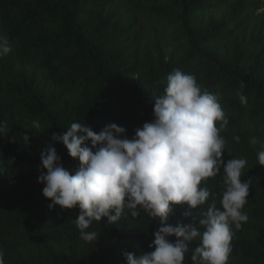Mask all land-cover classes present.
Listing matches in <instances>:
<instances>
[{
    "label": "trees",
    "instance_id": "trees-1",
    "mask_svg": "<svg viewBox=\"0 0 264 264\" xmlns=\"http://www.w3.org/2000/svg\"><path fill=\"white\" fill-rule=\"evenodd\" d=\"M0 34L12 47L0 57L3 264H127L125 252L154 251L149 245L160 221L143 210L132 217L125 209L115 223L93 221L87 231L97 240L85 242L74 222L79 209L49 208L37 167L51 146L74 174L78 160L53 134L75 122L95 133L115 123L126 130L121 138L131 139L153 119L154 98L174 70L219 94L228 120L224 128L216 122L225 140L222 160L247 161L241 179L250 182L242 209L248 220L233 227L227 264H264V166L257 159L264 148V0H0ZM222 172L201 182L208 201L196 209L173 205L167 223H198L220 199ZM198 244L199 238L189 242L183 264H193Z\"/></svg>",
    "mask_w": 264,
    "mask_h": 264
},
{
    "label": "clouds",
    "instance_id": "clouds-1",
    "mask_svg": "<svg viewBox=\"0 0 264 264\" xmlns=\"http://www.w3.org/2000/svg\"><path fill=\"white\" fill-rule=\"evenodd\" d=\"M11 51L8 37L0 34V57ZM243 87L241 82L240 88ZM237 95L246 105L242 92ZM154 100L153 119L136 129L131 139L121 138L126 130L115 123L95 133L75 122L64 134H53V140L61 142L79 166L70 174L58 163L55 147L42 150L37 167V183L44 185L42 195L51 201L49 208L79 209L74 222L85 242L97 240L95 231H87L93 221L103 218L115 223L125 209L132 217L143 210L153 220L159 218L161 226L149 245L154 251L139 256L125 252L127 264H183L189 242L197 238L199 244L191 254L193 264H227L233 227L239 230L248 220L242 209L250 182L241 179L246 159H230L226 163L222 160L225 140L216 122L224 128L228 120L219 94L202 90L193 75L174 70L167 76L163 94ZM33 126L39 127L38 121H33ZM0 132L7 131L0 126ZM18 135L23 142H29L28 135ZM234 139L239 142L240 138ZM251 142L255 144L257 140L253 138ZM257 159L264 166V148L258 151ZM221 167L219 201L211 200L198 223L168 224L173 205L196 209L209 200L211 193L206 186H200L201 182L217 176Z\"/></svg>",
    "mask_w": 264,
    "mask_h": 264
}]
</instances>
